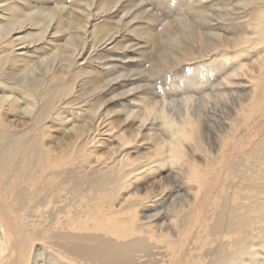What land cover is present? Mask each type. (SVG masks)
Returning a JSON list of instances; mask_svg holds the SVG:
<instances>
[{"label":"rangeland","instance_id":"1","mask_svg":"<svg viewBox=\"0 0 264 264\" xmlns=\"http://www.w3.org/2000/svg\"><path fill=\"white\" fill-rule=\"evenodd\" d=\"M58 1L59 3H55L56 0H45V5L49 4L47 8H53L51 12H57L62 4L67 8L63 10V13L57 12V18L53 17L54 22L57 23H50L44 44L37 42L38 38L35 34L39 32L32 28L19 35L24 38L29 35L30 37L20 41L18 43L20 48L17 49L23 52L22 49L26 50L25 48L29 47L33 51L34 47L38 46L37 49L43 53L41 58L44 60L39 61L41 66L39 64L36 66V68L41 67L42 70H33L32 73L35 74L36 71V76H30L31 73L25 72L28 75L25 82L28 86L42 87V90H36L37 94L40 91H48L47 85L42 86L44 77L47 78L53 74L58 75L53 83L56 86H61L67 80L74 83L72 96L68 95L65 99L71 97L68 101L71 102L72 99L77 98V102L74 101L73 105L56 102L49 113L50 116H42L40 109L30 115H24L22 112L18 118L8 120L12 131L21 132L17 137L20 140L15 145L19 147V151L35 143L42 151L51 147L53 152L50 156L61 153L58 156L68 154L69 157L62 159L60 161L62 164H57L58 168L42 167V164L40 165L37 161L36 168L31 170L32 174L40 179L37 183L52 191L50 197H53V202L50 203L47 199L48 192L43 196L44 202H47L45 205L41 204L44 206L39 205L40 199L37 197L34 198L37 199L36 203H33L34 199L28 201L24 193L19 202L15 201L14 196H11L15 193L12 190L7 191L9 181L13 185L17 182L9 176L15 174L12 170L19 166L16 163L18 160L12 161L10 175L0 180V196L8 202L11 215L18 216L15 210L22 207L24 208L22 210L26 211L25 215L20 211V214L25 216L24 219L26 214L31 217L30 220L26 218L30 227L42 221L46 229L50 228L49 231L52 232H50L51 244L34 241V259L31 257L30 264L33 262L35 264H75L68 255L63 254L60 248L68 244L60 238L69 237L71 233L73 234L70 237L82 233L90 234L92 238L102 242L130 241L118 238L99 228L79 229L78 226L80 227L87 216L86 208H83L88 203V199H82L79 196L78 199L73 192L62 189L65 182L80 181H84L82 187L86 188L88 182L94 180L95 173L99 171L106 169L120 171L122 167L120 161L124 158L126 151L128 154L125 158L129 160L123 163L126 170L125 179L129 178L135 166L146 165L147 168L149 165L150 168L142 179H138L139 185L143 187L137 203L142 202V205L144 203L147 205L134 209V213H137L139 218H143L142 222H153L154 227H151L155 233L161 235L167 232L178 236L184 229V217L194 206L196 198L201 199V192L199 193L201 182L199 183L193 174L211 166L208 181L213 185L216 172L212 171V167L223 161L221 157L230 140H235L236 143L234 160L237 162L239 159H244L246 151L254 142L252 136H247L248 132H251L253 120L259 118L261 108H264V0ZM105 6H107V12H105ZM90 12L93 19L97 18L96 21L92 19V16L91 18L87 16ZM105 15H108L110 20ZM2 17L0 22L4 19L2 24L5 23L4 27H9L11 25L7 24L9 20ZM60 17L62 21L58 20ZM76 17L83 19L79 20L82 21V27L86 21L89 20V23L92 21L88 25L89 28L87 27L90 32L94 29L93 22V24H101L105 21L111 31L108 34L97 31L95 32L97 35L91 33L86 39L82 27H79L81 24L77 26L73 23ZM55 27H58L57 31L53 30ZM146 33L148 34L145 36ZM112 38L114 42L107 41ZM23 42L25 46L21 45ZM55 45L62 46L60 47L64 51L62 53L67 56L69 53H79V50L87 54L84 58L81 57L82 59L77 56L78 67L81 68L80 72L93 69L96 71L95 76L84 75V71L74 76L73 68L66 69L68 60L66 55L62 58L61 56L57 58L56 54L51 56L53 55L51 48ZM54 63L55 65L51 66ZM62 67L65 69L64 72ZM96 76L102 77L101 82L105 86L102 90L93 92L90 84H87L85 80ZM59 89L61 92L60 87L58 90L49 89V91L55 93ZM259 100H262L261 103H258ZM253 103H256L255 108ZM250 111L252 114L248 113ZM189 119L198 120L197 125H199L196 128L199 132L195 138L184 140L187 157L176 161L174 166L169 165L171 158L166 151L168 144L161 146L158 135L168 133L164 125L165 121H169L175 128L190 129ZM92 122L94 127L91 138H89L90 134L72 133L71 128L90 126ZM129 124H133L134 127L130 129L127 126ZM95 127L98 129L96 130ZM4 141L2 140L0 144ZM246 142H249V146ZM90 152H95L94 157L90 163H85L86 155ZM166 159L168 163L165 169H158L159 165L156 164ZM246 163L252 164L249 161ZM249 164L232 178L224 175L225 169H218L223 174L217 180L215 191L211 195V197L218 196L214 199L210 198L212 204L219 202L226 206L232 204L231 190L239 189L247 184L245 177L252 167ZM22 165L21 163V168ZM25 170H27L26 167L22 168V172ZM52 174L55 176H50ZM38 184L35 183L37 186ZM22 185L26 187V191L28 190L26 194L30 191L34 192L37 187H33L34 184L29 182L27 184L24 182ZM225 185L228 187L227 190ZM246 195L251 196L249 193ZM105 207L108 206L105 205ZM28 208H30L29 211ZM73 211L79 214L75 217ZM192 217L191 213L187 220H191ZM259 225L261 226L257 231H254L253 226L254 232L249 230V235H255L257 239L262 237L259 240L264 242V218ZM140 235L146 237L145 234ZM200 236L189 240L185 251H188L190 257L188 258L187 255L183 258L181 255V264H207L208 259L213 257L205 256L213 251L216 252L221 247L227 252L237 250L235 248L239 240L237 235L235 240L233 237L222 235L211 239ZM146 244L151 249L141 255H149V257L135 259L134 264H171L174 252L167 247L166 242L163 243L162 239L159 241L147 239ZM252 249L256 252L259 263L264 264V247L252 246ZM54 259L57 263L52 261ZM197 260L200 263H195ZM243 261L244 263L242 260H237L234 264H249L247 260Z\"/></svg>","mask_w":264,"mask_h":264},{"label":"bare ground","instance_id":"2","mask_svg":"<svg viewBox=\"0 0 264 264\" xmlns=\"http://www.w3.org/2000/svg\"><path fill=\"white\" fill-rule=\"evenodd\" d=\"M55 3H59V1L56 0ZM48 5L49 4L45 5V0H2L0 2V8H1L0 15L1 17L2 15H4V17L2 18L5 19L7 18L10 22V23L7 22V24H11L9 25V27L7 26L6 28L4 27L5 23L2 24V22H4L3 21L4 19L3 20L1 19L2 21L0 22V142L2 140L5 141L0 144V180L10 175L11 173L10 167L13 165L12 161L18 160L16 163L19 166L17 167V169L12 170L14 171L15 174L13 175L11 174V176H9L15 179L17 182L15 183V185H13L11 184V181H9L7 183L8 188L6 187L5 188L8 189L7 191L12 190L13 193H15V195H11L14 196L15 201L18 200L20 201V198L23 196L24 193V195L27 196L28 201L36 197L40 199L38 201L39 205H41L42 203H44L45 205L46 201L44 202L43 198L45 197L43 196L48 192L49 195L47 196V199H49L50 203L53 202V197H50L51 195L50 193H52V191H49L45 187L43 188V186H40L41 184L37 183L38 180L40 179L38 178V176H34L31 170L36 168V165L38 163H40V165L42 164V167L50 166V167L58 168L57 164H62L60 161L62 159H67L69 155L63 154L62 156H58L59 154H61L58 153L55 156L53 155L50 156L51 153L53 152V149L51 147L42 151L36 146L35 143L32 146L30 145L26 146L19 151V147L15 145L17 144L18 140H20L17 137L21 134V132L12 131L8 119L9 118L16 119L18 118L19 114H21L22 112L24 115H30L32 114V112L34 111L38 112L40 109H41L40 110L41 115L46 116L49 115V113H51L50 111H52L51 109L56 102H63V105L66 104L73 105L75 103L74 101H76L77 99L74 98L72 99L73 101L71 102H68L71 97L65 99L66 96L68 95L72 96L74 83L67 80L66 82L63 81L64 84H62L61 86L58 85L56 86L53 84L54 81L57 80L58 75L51 74L50 77L47 78L44 77L45 80L43 81L42 86H44V84L47 85L48 91H40L39 94H37L38 91L36 92V90H42L41 89L42 87L39 88L38 85H36L38 88L36 86L32 87V86H28V84L25 83L28 77L26 73H31L30 76L31 75L36 76V71L34 74L32 73L33 70L35 69L36 70L39 69L40 71L42 70L40 69L41 65L39 64V61L42 60L43 53L40 49H37L39 48L38 46H35L34 47L35 49L33 51L29 47H26L25 49L27 51L22 49L23 52L20 50L19 52L17 49L19 47L18 43H20V41H22L23 39L27 40L30 37L29 35L26 38H24V37H19V35L33 28L39 32L35 34L37 35L36 37L38 38L37 39L38 41L37 40L36 41L38 43L43 42L44 44L45 37L49 32L51 24L56 22V21L54 22L53 17L57 18L56 15L57 12L63 13V10H66L67 8L62 4V7L60 9L56 7L59 9L57 10V12L55 10H54L55 12L53 11L51 12L53 8L52 9L47 8ZM106 7L107 6H105V8ZM105 12H107V8L105 9ZM87 16L90 18L92 16L93 19V15H91V12L88 13ZM105 16L107 17L108 15ZM80 19L83 20L82 18ZM80 19L76 17L73 20V23L77 24V26L81 24L79 25V27L80 26L82 27V21H79ZM96 19L97 18L93 20L96 21ZM58 20L62 21L61 17ZM86 20L88 19L86 18ZM91 22L89 23V20L86 21V23L83 22L84 26L82 27V31L84 32L83 35L85 36V38L88 37L91 33L92 35L93 33L95 34V32L97 31L106 34H108L111 31L108 23H106L105 21L101 24L99 23L93 24L94 23L93 22L92 27H94V29L92 30L93 32H90L88 30L89 28L88 25L91 24ZM76 28L78 29V27ZM53 30L57 31L58 27H55ZM79 33L81 32L79 31ZM147 34L148 33H146L145 36ZM114 38L107 41L114 42L113 41ZM22 44L23 46H25L24 42L21 43V45ZM60 47L56 45L53 46L52 48L50 47L53 50V52H51L53 53V55L51 54V56H54L56 54L57 58L58 56H61V58L65 57L66 54L64 55L62 53L64 51H62ZM85 55L87 54L80 52V50L79 53H69L68 56L66 55V57H68L66 69L73 68L75 71L73 73L74 76L76 74L79 75V73L80 74L83 73L84 70L80 72L81 68L78 67L79 64L78 59L81 57L84 58ZM46 58H48V56ZM38 64L40 65L39 66L40 68L38 67L36 68ZM52 65H55V63L51 64V66ZM64 71L65 69L63 70V72ZM49 73L50 72H48V74ZM87 74L94 75L96 74V71H94L93 69L91 70L85 69L84 75ZM101 78L102 77L98 78L97 76L91 77L89 79L87 78L88 80L87 81L85 80V82L87 84L88 83L90 84L89 86L91 87V90L94 92L96 90H102L103 87L105 86L104 83L101 82ZM62 79L65 80V78ZM59 87L62 88L61 92L60 89L59 91H57ZM49 89L51 90L57 89V90L56 92L54 91L55 93H50L51 91H49ZM76 94L78 95V92ZM76 94L74 96H76ZM261 101L259 100L258 103H261ZM252 105L254 107L256 103H253ZM76 106L77 105H75V107ZM254 108L253 109L251 108V110H254ZM74 112L77 113L76 111ZM251 112L252 111L248 113ZM259 114H260L259 118L253 120L254 124L251 121L253 126L251 128V132H248L247 136H252L254 142L251 143L250 146L248 145L249 142H246L249 148L245 153L244 159L241 160L239 159L237 162L234 160L236 156V143L235 140H230V142L227 143V148L224 155L221 157L223 161L220 162L219 165L212 167V171L216 172L215 175L213 174L214 175L213 185L209 184L208 181L211 166H208L204 171H197L193 174L198 179L199 183L201 182L200 191H199V193L201 192V199L196 198V202L194 206L191 208L187 216L184 217L183 220L184 229L182 232L179 233L178 236H175L174 234L167 232L161 235L155 233L153 228L151 227L153 226V222L151 223L142 222L143 218H139L137 216V213H134V209H137L142 205V202L137 203L139 201L138 199L139 193L143 187V185L142 186L139 185L138 179H142L144 174L148 170H150V168L149 165L147 168L146 165H143L142 167L135 166L132 169L129 178L125 179L126 170L124 168L123 163L126 162V160L127 161L129 160L128 158H125L126 155L128 154V151H126L124 158L120 161L122 165L120 171L116 172L112 169L99 171L95 173L94 180L92 179L91 182H88V186L86 188L82 187L84 181L74 182V183L72 182L63 183L62 185L63 190L68 192L69 191L73 192V194L76 195L78 199L79 197H81L82 199L83 198L88 199V203L83 208V209L86 208L85 210L87 216L84 219V221H82V223L80 224V227L82 228L78 226L79 229L99 228L101 230L108 231L109 233L115 235L118 238L130 240L128 242H123V243H115L108 240H107L108 242L106 241L102 242L100 240H96L92 238L90 234L82 233L80 235L78 234L75 237H70L71 234H73L71 233L69 237L63 236L60 238L68 243L60 246L63 254L68 255L69 259H71L75 264H134L135 259L140 260L142 258L149 257V255H141L142 253H146L148 250L151 249L148 248L146 244L147 239H156L157 241L162 239V242L163 243L166 242L167 247L174 252V256H172L173 258L171 260V264H181L182 259L180 257L182 255V257L184 258L185 256L188 255V251L186 252L185 249L188 246V242L192 237L198 238L200 235H202L200 236L201 238L211 239L212 237L222 235L223 237H233L235 240L237 235L239 237V240L237 241L238 242L237 245L235 244V248L237 250H234L233 252L232 251L227 252L226 249H224L223 247L218 248L216 252L213 251L209 255L205 256L206 258H211V255L213 257L211 259H208L207 264H234V261L237 260H242V262L244 263L243 261L244 259L247 260L249 264H260L259 263L260 260L256 252H254V250L252 249V246L261 245V248H263L264 242L259 240L262 237L257 239L255 235H251V236L249 235V230H251V232H254L260 228L261 226L259 225L260 221H262L264 218V108H261ZM249 119L250 118H248V120ZM197 123H198L197 119H189V124L191 125V128L188 129V127L175 128L169 121L164 122V125L168 133L159 134L158 140L162 143L161 146H163L164 144L165 145L168 144L166 151L169 154V158H171L169 165L174 166L176 161L184 157H187V155L185 154L183 143L184 140H186L187 138L196 137V134H198L199 132V130L196 128V126L198 127L199 125V124L197 125ZM127 126H129L130 129L134 127L133 124L131 125L129 124ZM41 127L43 128V126ZM77 127H74V129L71 128V130H73L72 132L73 134H80V133L87 135L90 134L89 138L92 137L91 131L93 130L92 128L94 127L93 122L91 123L90 126L82 125ZM121 139L124 140V138L122 137ZM94 154L95 152L88 153L86 155L85 163H90L94 157ZM37 161L38 163L36 164ZM248 161L252 164L246 163ZM21 163L23 164L22 168L26 167L27 170L22 172ZM167 163L168 160L166 159L159 161L156 165H159L158 167L159 169L166 167ZM247 164L252 166L250 168V172L248 173L249 176L247 174L245 177V181H247V184H245L243 187H240L239 189L232 188L230 194V199L232 201V204L230 206L223 205L221 204V202L212 204L210 198L214 199V197L217 195L213 197H211V195L213 191H215L214 187L217 184V180L220 177H222L221 175L223 174V173L221 174V172L218 169L219 168L221 170L225 169L226 172L224 175H226L229 178H232V177H236V174H238V172H241L244 168H246ZM250 173H252V175ZM50 176H55V174L54 175L52 174ZM89 177L90 175H88V178ZM21 182L22 184H24V182L25 184H27V182H29L30 184L33 183L34 184L33 187L37 186L35 185L36 183L38 184V186L35 187L36 190L32 188L33 190H35L34 192L30 191V193L26 194L28 190L27 191L25 190L26 187L24 188ZM227 189L228 187L225 185V190ZM220 191H218V193ZM247 193H249L251 196L246 195ZM34 201L35 202L33 203H36L37 199L36 200L34 199ZM7 203L8 202H6L5 199H3L0 196V264H30L31 257L33 258V253H34L33 251V248L35 246L34 241L40 243L44 242V244L49 242L51 244L52 236L50 234L51 231H49L50 228L46 229L47 227L44 225L42 221H38L34 224L35 226L32 227L31 225L30 227V225L27 223L28 221H26V218L29 219L31 217L27 216L26 214V218L24 219L25 216L23 215H25L24 213L26 212L22 210L24 208L20 206L21 208L19 210H15L18 216L14 217L11 215ZM105 205H107L108 207L106 208ZM146 205L147 204L144 203L142 207ZM30 208H28L27 210L29 211ZM20 211L22 212L23 215L20 214ZM72 213L75 217L79 214L75 211H73ZM142 213H144V211ZM191 213L193 214V217L191 218V220L190 219L187 220L188 219L187 217H189ZM253 226H254V231H252ZM140 234H145L146 237H143ZM135 236H137V238ZM189 257L190 256L188 255V258ZM52 261L54 263H57L56 259ZM49 262H51V260H49ZM195 263H200V261L197 260V262ZM33 264L35 263L33 262Z\"/></svg>","mask_w":264,"mask_h":264}]
</instances>
